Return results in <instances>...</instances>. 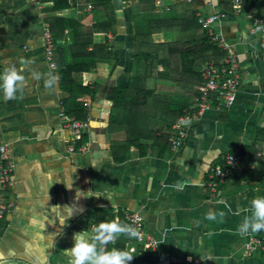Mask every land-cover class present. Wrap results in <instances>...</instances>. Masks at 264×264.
Here are the masks:
<instances>
[{
	"label": "crops",
	"instance_id": "crops-1",
	"mask_svg": "<svg viewBox=\"0 0 264 264\" xmlns=\"http://www.w3.org/2000/svg\"><path fill=\"white\" fill-rule=\"evenodd\" d=\"M69 2V9L54 11L49 0H0V72L12 66L25 69L22 94L6 100L0 91V144L9 147L16 181L7 191L11 210L0 219V252L7 264H68L63 250L73 246L74 233L106 220L124 219L125 211L141 213L147 233L156 241V248L149 250L134 239L128 241L126 250L147 255L143 260L134 257L129 264H155L153 258L162 264L173 258L182 264H263L262 251L249 256L243 245L248 238L264 239V231L241 236L237 227L250 215L251 199L264 196V159L243 160L216 192L208 185L212 171L225 165L226 154L237 147L257 151L260 147L264 35L251 31L256 11L236 13L229 0H164L169 10L157 9L154 0ZM263 4L260 0L257 7ZM222 12L226 17L215 24V31L234 48L241 66L234 106L192 114L178 150L172 149V128L167 127L143 144V151L132 146L116 158L117 134L108 129L113 90L132 80L137 62L153 64L159 59L156 53L144 51L137 38L150 33L148 20L166 18L171 23L168 30L153 27L149 43L153 49L193 41L200 34L185 29L192 15ZM57 18L64 22L58 47L66 65L73 63L71 48L78 34L94 44L107 39L106 50H99L86 82L94 94L84 101L90 122L81 132L85 139L81 144V138L73 140L75 134L61 117L68 92L60 85L56 60L52 56L56 64L52 68L46 54L45 32L62 34ZM178 24L185 26L182 31L175 28ZM97 26L100 30L95 32ZM55 50L54 43L53 55ZM92 51L91 43L86 53ZM106 65L109 73L100 75ZM164 69L159 67L160 72ZM52 76L56 77L53 87L45 88V80ZM156 95L175 93L159 89ZM209 214L216 218L209 219Z\"/></svg>",
	"mask_w": 264,
	"mask_h": 264
},
{
	"label": "trees",
	"instance_id": "trees-1",
	"mask_svg": "<svg viewBox=\"0 0 264 264\" xmlns=\"http://www.w3.org/2000/svg\"><path fill=\"white\" fill-rule=\"evenodd\" d=\"M108 1L105 0V3ZM49 2L54 11H63L71 7L69 0H49ZM259 2L260 0H245L242 11L254 10L256 16L264 17V4L257 7ZM103 6L104 2L100 3L98 8ZM190 20L192 23L188 22V27L181 26V24L175 27L180 31L185 27V29L193 30L198 34L203 32L201 37L190 42L154 45V48L151 49L149 43L151 42L152 29L158 27L168 30L171 23L166 18L149 19L148 29L150 28V33L137 36L138 41L142 43L143 50L156 53L159 59L153 64L142 62V60L137 62L138 70L132 80L124 86H117L113 90L108 129L117 134L113 140V153L116 158L122 152H129L132 146H137L143 151V144L148 143L152 137L156 138L158 131L167 127L172 128L179 116L189 114L195 105L194 99L199 94L197 88L203 83L201 76L203 65L208 61L223 58L224 52L209 39L198 19L192 15ZM54 21L62 26V34L58 35L57 32L52 31V37L56 46L53 58L57 62L60 85L68 92L66 112L67 115L77 119H86L84 101L86 95L89 97L94 94V90L89 88L86 83L87 78L95 66V58L99 50H106L107 39L104 37L101 43L94 44L93 41L86 40V35L78 34L75 38V44L71 48L73 63L66 65L63 59V50L58 47V41H61L64 35V22L62 18H57ZM97 30H100L99 26L95 27V32ZM91 43L93 51L87 54L86 49ZM160 66L165 68L163 72L159 71ZM77 74H83V80L77 79ZM159 89L172 91L175 95L157 96L156 91ZM84 141L82 136L78 142L81 144ZM259 141L260 147L263 146L264 129L260 131ZM241 151L244 154V162L250 163L257 161V159H264L258 156L255 147L249 149V147L243 146ZM119 222L127 223L123 217ZM131 240L122 236L115 243H110L108 248L126 250V245ZM146 256L145 253H141L140 257L137 255L134 257L143 260ZM152 260L155 264H162L158 259L153 258Z\"/></svg>",
	"mask_w": 264,
	"mask_h": 264
},
{
	"label": "built area",
	"instance_id": "built-area-1",
	"mask_svg": "<svg viewBox=\"0 0 264 264\" xmlns=\"http://www.w3.org/2000/svg\"><path fill=\"white\" fill-rule=\"evenodd\" d=\"M157 9L169 10L170 5L164 0H154ZM185 1L187 3L193 0H173ZM233 9L236 13H242L245 0H230ZM92 6L89 5V8ZM226 17V13H213L203 16L198 14V21L204 27L209 39L216 43L218 48L224 52L223 58L220 60H211L206 62L202 67L201 76L203 83L198 86V96L195 97V105L193 113L179 116V119L173 125L170 131V142L172 149L178 150L184 143L187 134L185 121H190L192 114L202 115L207 111L215 110L217 112L232 108L236 102V97L242 80L241 66L237 54L230 44H228L215 31V24ZM252 28L254 33L264 35V17L252 16ZM46 54L50 59V66L56 68V64L52 59L54 51L53 37L49 30L45 32ZM61 117L66 121L68 128L75 134L73 140L81 138L82 130L89 127L90 118L77 119L70 117L64 110L61 111ZM85 147H81L83 151ZM71 151L75 149L72 146ZM248 155V154H247ZM258 156L264 158V146L258 147ZM244 160V154L237 147L233 152L226 154L224 167L215 168L209 176L208 185L212 192L219 190L220 186L224 185L227 180L237 172L238 168ZM16 184L15 181V162L10 157L9 147L5 144H0V219L4 218L11 210L12 202L7 197V191ZM124 219L128 224H132L139 229L140 235L134 240L143 246V249H155L156 241L147 233L145 217L135 211H125ZM243 249L247 255L255 254L259 251L264 253V239L248 238L244 243ZM164 264H182V261L176 258L168 259Z\"/></svg>",
	"mask_w": 264,
	"mask_h": 264
},
{
	"label": "clouds",
	"instance_id": "clouds-1",
	"mask_svg": "<svg viewBox=\"0 0 264 264\" xmlns=\"http://www.w3.org/2000/svg\"><path fill=\"white\" fill-rule=\"evenodd\" d=\"M24 70V67L12 66L0 72V91L3 92L6 100H14L17 98V93H23L25 76L22 73ZM55 80V76L45 80V88L51 89ZM81 195L82 193L78 191L77 197ZM249 212L250 215H245L237 227V232L241 236L264 231V196L251 199ZM220 215L223 216V213ZM208 218L215 219L216 217L209 214ZM39 227L44 230L45 223L41 221ZM139 235V229L132 224L106 220L86 231L74 233L73 246L63 252L69 258L68 264H129L135 256L131 251L109 249L108 245L115 243L122 236L134 239ZM0 264H7L3 252H0Z\"/></svg>",
	"mask_w": 264,
	"mask_h": 264
},
{
	"label": "rangeland",
	"instance_id": "rangeland-1",
	"mask_svg": "<svg viewBox=\"0 0 264 264\" xmlns=\"http://www.w3.org/2000/svg\"><path fill=\"white\" fill-rule=\"evenodd\" d=\"M202 34H203V32L201 31L199 37H201ZM101 70H102L103 72H100L99 74H100V75H106V74L109 73V66L106 65V66H104V68H102ZM188 123H189V121H185L184 124L187 125Z\"/></svg>",
	"mask_w": 264,
	"mask_h": 264
}]
</instances>
